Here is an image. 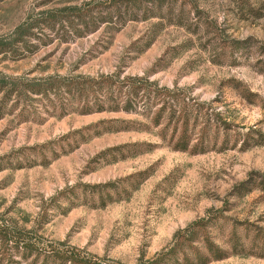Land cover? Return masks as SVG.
Wrapping results in <instances>:
<instances>
[{
  "label": "rangeland",
  "instance_id": "374dc122",
  "mask_svg": "<svg viewBox=\"0 0 264 264\" xmlns=\"http://www.w3.org/2000/svg\"><path fill=\"white\" fill-rule=\"evenodd\" d=\"M100 2L0 0V84L146 78L166 110L155 125L160 104L80 114L65 96L18 123L0 105V222L139 264L210 212L214 242L231 252L233 231L242 251L208 264H264V0H171L86 33L75 17Z\"/></svg>",
  "mask_w": 264,
  "mask_h": 264
},
{
  "label": "trees",
  "instance_id": "16d2710c",
  "mask_svg": "<svg viewBox=\"0 0 264 264\" xmlns=\"http://www.w3.org/2000/svg\"><path fill=\"white\" fill-rule=\"evenodd\" d=\"M170 5L171 0H102L93 7H89L75 19L79 20V24L84 27L86 33H93L97 26L110 24L113 18L115 19L114 23H117L121 28L128 22L148 19L152 10L161 11L166 7L170 9ZM93 20H96V24L93 23ZM0 89V92L2 91L0 105L7 104L14 97L15 101L12 102L9 112L10 114L15 112L14 117L18 123L26 121L23 115L29 114L34 103H47L52 105L53 109L54 103L62 104V100H65L64 97L69 96L84 102L79 111L80 114L118 111L140 114L160 104L153 118V124L158 125L160 115L165 112L168 104L165 96L171 94L167 89L158 88L153 82H148L146 78L123 77L120 80L117 75H100L96 78L48 77L39 83L11 79L9 83L0 84ZM164 94L166 95L164 96ZM88 97L91 98V105H88ZM139 104L142 107L141 111L145 109L144 111L138 110ZM103 124L106 123L99 122L96 127ZM185 130L184 126L181 136L184 135ZM175 146L178 151L187 150L185 141H178ZM209 214L210 212L176 231L167 247L139 264H208L211 261L226 258L228 254L240 253L242 247L239 245L240 249L237 251L235 247L237 239L234 237L233 231L227 235V242L232 243L231 252L223 250L214 242L212 227L213 221L217 220V217ZM39 224H43V221L40 220ZM0 264L119 263L90 255L82 249L69 245L66 241L45 242L35 230L11 228L0 222Z\"/></svg>",
  "mask_w": 264,
  "mask_h": 264
}]
</instances>
